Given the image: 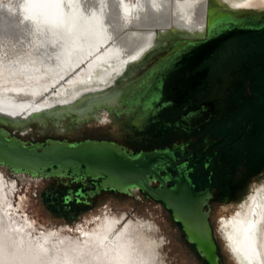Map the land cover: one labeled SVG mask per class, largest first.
<instances>
[{
  "label": "rangeland",
  "instance_id": "1",
  "mask_svg": "<svg viewBox=\"0 0 264 264\" xmlns=\"http://www.w3.org/2000/svg\"><path fill=\"white\" fill-rule=\"evenodd\" d=\"M253 12L256 14L247 15L255 18L253 25L264 26V8ZM183 47L182 39L169 38L130 66L124 74L128 77L123 83L121 108H96L93 114L99 118L82 123L72 115L65 117L59 126L53 122L47 126L30 123L25 131H8L28 144L50 139H96L116 141L136 151L184 146L186 151L193 152L189 166L194 167L191 177L197 191L215 194L209 220L219 264H240L229 240L232 228L228 219L239 216L245 202L249 204L251 197L264 187V31L246 30L226 36L221 48L205 64L202 87L192 81L199 68L183 70L182 51L192 48ZM105 84L100 81L96 85L105 87ZM8 86L0 81V104L38 105L53 97L51 92L40 99L13 91L7 93ZM53 102L56 101H50ZM212 142H218L220 151L206 165L209 153L199 150H206ZM0 173L5 185L4 209L12 222L18 223L31 238L43 237L44 233L53 236L50 242L66 237L90 240L108 221H132L142 223L144 235L157 243L159 264H209L188 240L170 210L156 201L104 190L87 198L90 206L75 201L67 204L70 193L80 190L87 194L95 186L89 181L88 186L80 182L58 188L56 182L73 178H34L14 173L2 164ZM238 183H242L241 190L227 195L225 188L229 185L238 190L241 187ZM252 235L259 241L256 226Z\"/></svg>",
  "mask_w": 264,
  "mask_h": 264
},
{
  "label": "bare ground",
  "instance_id": "2",
  "mask_svg": "<svg viewBox=\"0 0 264 264\" xmlns=\"http://www.w3.org/2000/svg\"><path fill=\"white\" fill-rule=\"evenodd\" d=\"M210 2L264 5V0H0L5 91L35 99L51 92L49 100L56 101L0 104V110L28 118L95 96L164 44L163 38L203 34ZM100 81L105 87L96 85ZM1 177L0 264H159L157 243L147 239L138 222L108 221L84 241L66 237L50 242L53 236L44 233L31 238L4 209ZM228 221L240 264H264V187ZM255 226L259 241L252 235Z\"/></svg>",
  "mask_w": 264,
  "mask_h": 264
},
{
  "label": "water",
  "instance_id": "3",
  "mask_svg": "<svg viewBox=\"0 0 264 264\" xmlns=\"http://www.w3.org/2000/svg\"><path fill=\"white\" fill-rule=\"evenodd\" d=\"M259 8H264V5L238 8L230 2H210L203 34L171 35L162 41L169 38L182 39L183 48H186L197 40L211 38V29L221 20L243 19L248 14H256L253 11ZM126 77L128 75L76 105L30 115L28 118L0 110V164L9 167L14 173L28 174L34 178H90L98 181L96 190L90 192V195L104 190L133 195L141 190L148 197L165 204L174 220L181 224L188 240L209 264H219L217 244L207 210L212 194L208 190H196L188 172L184 170L185 155L175 159L168 148L136 151L111 140L50 139L45 143L28 144L8 131V128L25 131L30 123L47 126L49 122H53L59 126L65 117L72 115L76 116L78 123H82L91 118H99L97 114H93L96 108H121ZM167 168H171L175 175L172 176ZM168 181L173 184H168Z\"/></svg>",
  "mask_w": 264,
  "mask_h": 264
},
{
  "label": "trees",
  "instance_id": "4",
  "mask_svg": "<svg viewBox=\"0 0 264 264\" xmlns=\"http://www.w3.org/2000/svg\"><path fill=\"white\" fill-rule=\"evenodd\" d=\"M254 17L246 16L243 19L235 20L233 18H225L218 22L211 29L213 36L206 41L200 42L198 44L191 45V49L184 52L183 59V70L199 68L198 72L192 77L194 83H200L201 87L205 85V75L206 66L208 59L218 51L222 44L223 39L232 34L233 32H244V31H264V26H254ZM259 20V19H258ZM197 190V189H196Z\"/></svg>",
  "mask_w": 264,
  "mask_h": 264
},
{
  "label": "flooded vegetation",
  "instance_id": "5",
  "mask_svg": "<svg viewBox=\"0 0 264 264\" xmlns=\"http://www.w3.org/2000/svg\"><path fill=\"white\" fill-rule=\"evenodd\" d=\"M9 129V128H8ZM172 152H173V155H174V158L175 159H179V158H182L184 155H185V158H186V160H185V167H184V170L186 171V172H188V175H189V177L191 178V180H192V182H193V179H192V177H191V174L193 173V171H194V167L193 166H189L190 165V160H192V158H193V152L192 151H186L185 149H184V146H180V147H177L176 149H175V147H173L172 149H170ZM199 151H201V152H208L209 153V155L207 156V158L205 159V162H206V165H210V163L213 161V159L216 157V155H217V153L220 151V147L218 146V142H212V143H210L209 144V146H208V148H206V150H199ZM176 152H179V156H176L175 155V153ZM207 154V153H206ZM172 176H174L175 175V172L171 169V168H167L166 169ZM161 174H163V173H161ZM44 178H46V177H44ZM91 182L90 184H92L93 186H95V188H94V190L93 191H95L96 190V188H97V185H98V183H96V181H94V180H92V179H90V178H84V179H76V178H73L72 179V181H66V182H56V186H58V188H60V187H64V186H69V185H71L72 183H82L84 186H88L89 185V183L88 182ZM243 182V181H242ZM158 184V183H157ZM156 184V185H157ZM168 184H173V182H170V181H168ZM193 184H194V186H195V188H196V185H195V183L193 182ZM242 184V183H241ZM241 184L240 183H238V186L240 185L241 186ZM240 188H242V186L241 187H239V189L237 190V188L235 187V186H229L228 185V187L227 188H225V190L224 191H226V194L228 195L229 193L230 194H233V192H235V191H240L241 189ZM197 189V188H196ZM93 191H89V192H87V194H85L84 195V193L83 192H81L80 190L76 193V194H73V193H70L69 195H67V197H66V201H65V203H70V202H74L75 201V203H77V204H82V205H86V206H90L91 205V201H88L87 200V198H91V197H94V196H96V195H99V194H101L102 192H104V191H101V192H99V193H95V194H93V195H90V192H93ZM116 192V193H122V192H119V191H114V190H108V192ZM122 194H126V193H122ZM212 195H211V198H210V200H209V203H208V206H207V208H209V216H210V213H211V201L215 198V194H214V192H212L211 193ZM126 195H128V196H131V197H133V198H137V199H139V198H141V197H143L144 199H149V200H153V201H156V202H158V203H160L161 205H162V207L164 208V209H166V210H169L166 206H165V204L163 203V202H161V201H158V200H155V199H152V198H150V197H148L147 195H146V193H144L143 191H141V190H138L135 194H133V195H131V194H126ZM68 198V199H67ZM82 198L83 199H86V200H84V201H81L82 200ZM70 208V207H69ZM68 208V210H70V209H74V208H70L69 209ZM52 232V231H51ZM38 238V237H37ZM38 239H40V238H38Z\"/></svg>",
  "mask_w": 264,
  "mask_h": 264
}]
</instances>
